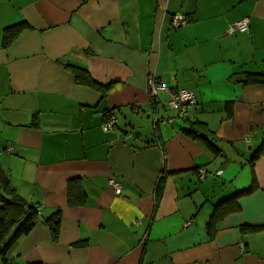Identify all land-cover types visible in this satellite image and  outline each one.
<instances>
[{
	"label": "crops",
	"instance_id": "crops-1",
	"mask_svg": "<svg viewBox=\"0 0 264 264\" xmlns=\"http://www.w3.org/2000/svg\"><path fill=\"white\" fill-rule=\"evenodd\" d=\"M243 18L248 33H230ZM253 74L264 0H0V180L38 210L0 264H264V83L242 82ZM150 77L194 90L186 116L166 90L152 98Z\"/></svg>",
	"mask_w": 264,
	"mask_h": 264
},
{
	"label": "trees",
	"instance_id": "trees-1",
	"mask_svg": "<svg viewBox=\"0 0 264 264\" xmlns=\"http://www.w3.org/2000/svg\"><path fill=\"white\" fill-rule=\"evenodd\" d=\"M9 31V28L6 29V32ZM7 38V35H6ZM69 70L74 73L76 82L78 84H83L86 86L93 87L101 92H104L105 88L99 87L88 75V73L81 69L68 67ZM243 83H264V74H253L251 77L247 76L242 78ZM188 109V108H187ZM191 135L201 137L195 130L189 131ZM204 139V138H203ZM204 141L214 150L215 147L208 142L206 139ZM8 185V180L6 177L2 176L0 180V257L4 258V254L6 251L16 242V240L26 235L34 226L37 218H38V210L35 206L30 204H24L19 202L18 200L8 197L4 195L5 190L4 187ZM237 195V194H236ZM236 195H233L229 198H226L220 202H218L217 206L214 209V212L210 216L208 221V227L210 228L213 225L216 216L219 215L218 210L220 206L223 205L227 200L231 198H235ZM218 213V214H217ZM49 227L51 228V232L53 237L56 236L58 230L59 223V215L58 213L54 214V216L46 219L45 221ZM250 229L253 231L259 230L262 226H254V227H244L242 226L241 230Z\"/></svg>",
	"mask_w": 264,
	"mask_h": 264
},
{
	"label": "built area",
	"instance_id": "built-area-1",
	"mask_svg": "<svg viewBox=\"0 0 264 264\" xmlns=\"http://www.w3.org/2000/svg\"><path fill=\"white\" fill-rule=\"evenodd\" d=\"M185 18L182 16H174L172 19V24L177 27L185 22ZM249 28V19L243 18L235 23H233L230 28L229 32H240V33H248ZM148 90L150 92V95L152 98H155L157 95L158 90H166L169 95L170 99L168 100V107L177 110L179 116H186L187 108L191 105H194L196 103V98L194 94V90L190 89H180L175 91L168 90L161 82L156 80L154 77H150L148 79ZM117 124V118L114 115H110L107 119V121L103 125V129L108 131L112 130ZM6 152L9 154H12L14 152V148L12 146H9L6 149ZM206 169L200 168L198 170V176L199 178H203L205 175ZM108 185L112 188L113 192L116 195H119L121 192V186L119 183L114 181L112 178L108 181Z\"/></svg>",
	"mask_w": 264,
	"mask_h": 264
},
{
	"label": "rangeland",
	"instance_id": "rangeland-1",
	"mask_svg": "<svg viewBox=\"0 0 264 264\" xmlns=\"http://www.w3.org/2000/svg\"><path fill=\"white\" fill-rule=\"evenodd\" d=\"M0 263H1V260H0Z\"/></svg>",
	"mask_w": 264,
	"mask_h": 264
}]
</instances>
